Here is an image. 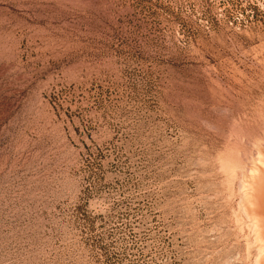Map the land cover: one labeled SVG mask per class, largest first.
I'll list each match as a JSON object with an SVG mask.
<instances>
[{
  "label": "rangeland",
  "instance_id": "1",
  "mask_svg": "<svg viewBox=\"0 0 264 264\" xmlns=\"http://www.w3.org/2000/svg\"><path fill=\"white\" fill-rule=\"evenodd\" d=\"M0 264H264V0H0Z\"/></svg>",
  "mask_w": 264,
  "mask_h": 264
}]
</instances>
